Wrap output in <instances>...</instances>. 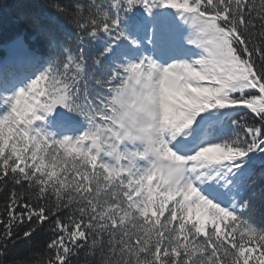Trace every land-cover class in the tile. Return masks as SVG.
Here are the masks:
<instances>
[{
    "label": "snow or ice",
    "instance_id": "6c2138e0",
    "mask_svg": "<svg viewBox=\"0 0 264 264\" xmlns=\"http://www.w3.org/2000/svg\"><path fill=\"white\" fill-rule=\"evenodd\" d=\"M23 7L0 264H264V0Z\"/></svg>",
    "mask_w": 264,
    "mask_h": 264
},
{
    "label": "trees",
    "instance_id": "16d2710c",
    "mask_svg": "<svg viewBox=\"0 0 264 264\" xmlns=\"http://www.w3.org/2000/svg\"><path fill=\"white\" fill-rule=\"evenodd\" d=\"M8 5L6 10L0 9V59L7 52V44L17 34L24 35L25 30L22 24H20L17 20L18 15L22 11L28 10L23 7V5H32L35 3L43 2V0H0ZM48 3L55 2V0H47ZM62 3H69L70 0H61ZM35 46V45H33ZM41 51H43V47L40 46ZM253 191H256L258 194V186L254 188ZM3 197L0 196V201H2ZM44 237H36L32 240L25 241L23 243L18 242V246L12 250L10 255L12 256H26L29 252L40 249L42 247V241Z\"/></svg>",
    "mask_w": 264,
    "mask_h": 264
},
{
    "label": "water",
    "instance_id": "95a60500",
    "mask_svg": "<svg viewBox=\"0 0 264 264\" xmlns=\"http://www.w3.org/2000/svg\"><path fill=\"white\" fill-rule=\"evenodd\" d=\"M12 46V41L10 42V44L8 45V49H10Z\"/></svg>",
    "mask_w": 264,
    "mask_h": 264
}]
</instances>
